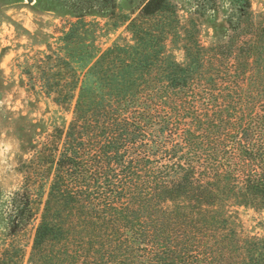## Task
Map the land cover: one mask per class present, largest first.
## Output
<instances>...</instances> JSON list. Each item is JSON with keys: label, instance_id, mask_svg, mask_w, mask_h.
Returning <instances> with one entry per match:
<instances>
[{"label": "trees", "instance_id": "obj_1", "mask_svg": "<svg viewBox=\"0 0 264 264\" xmlns=\"http://www.w3.org/2000/svg\"><path fill=\"white\" fill-rule=\"evenodd\" d=\"M32 2L23 81L70 118L21 131L0 264H264V9Z\"/></svg>", "mask_w": 264, "mask_h": 264}, {"label": "rangeland", "instance_id": "obj_2", "mask_svg": "<svg viewBox=\"0 0 264 264\" xmlns=\"http://www.w3.org/2000/svg\"><path fill=\"white\" fill-rule=\"evenodd\" d=\"M118 1L131 9H137L143 3V0ZM176 1L185 3V0ZM252 1L256 11L264 9V0ZM33 4L29 0L16 4H5L0 0V212L12 193L21 186L19 157L21 154L29 156L22 147L25 138H22L21 131L26 124L42 125L44 129L39 128L38 134H34L35 139H41L43 130L49 132L70 118L41 91L33 90L32 85L23 81L22 67L39 49H43L36 43L35 33L52 31L59 23L53 13L36 12ZM241 216L252 231L260 229V221L264 220V213L260 215L244 208ZM5 226L0 216V237Z\"/></svg>", "mask_w": 264, "mask_h": 264}, {"label": "water", "instance_id": "obj_3", "mask_svg": "<svg viewBox=\"0 0 264 264\" xmlns=\"http://www.w3.org/2000/svg\"><path fill=\"white\" fill-rule=\"evenodd\" d=\"M29 1H32V0H29Z\"/></svg>", "mask_w": 264, "mask_h": 264}]
</instances>
